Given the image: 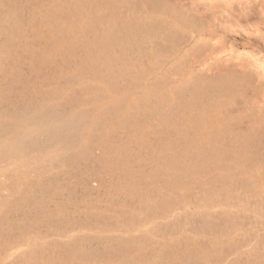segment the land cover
Here are the masks:
<instances>
[{"label": "bare ground", "instance_id": "bare-ground-1", "mask_svg": "<svg viewBox=\"0 0 264 264\" xmlns=\"http://www.w3.org/2000/svg\"><path fill=\"white\" fill-rule=\"evenodd\" d=\"M254 2L0 0V264H264Z\"/></svg>", "mask_w": 264, "mask_h": 264}, {"label": "rangeland", "instance_id": "rangeland-1", "mask_svg": "<svg viewBox=\"0 0 264 264\" xmlns=\"http://www.w3.org/2000/svg\"><path fill=\"white\" fill-rule=\"evenodd\" d=\"M254 1H255V2H254L255 5H256V3H257V4H264V2H263L264 0H258V1H257V0H254ZM255 10H256V9H255ZM263 19H264V18H263ZM263 21H264V20H263Z\"/></svg>", "mask_w": 264, "mask_h": 264}]
</instances>
